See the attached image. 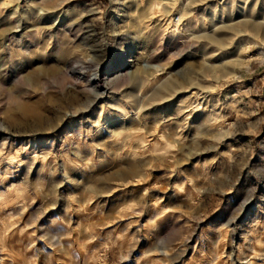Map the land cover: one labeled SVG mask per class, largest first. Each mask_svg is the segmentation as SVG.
Masks as SVG:
<instances>
[{
	"label": "rangeland",
	"instance_id": "rangeland-1",
	"mask_svg": "<svg viewBox=\"0 0 264 264\" xmlns=\"http://www.w3.org/2000/svg\"><path fill=\"white\" fill-rule=\"evenodd\" d=\"M0 264H264V0H0Z\"/></svg>",
	"mask_w": 264,
	"mask_h": 264
},
{
	"label": "bare ground",
	"instance_id": "bare-ground-1",
	"mask_svg": "<svg viewBox=\"0 0 264 264\" xmlns=\"http://www.w3.org/2000/svg\"><path fill=\"white\" fill-rule=\"evenodd\" d=\"M193 1H195V0H192V4H193ZM199 1V0H198ZM161 8V4H156L155 5V8ZM154 8V9H155ZM162 13V12H161ZM180 14H181V17H184L186 14L183 12V11H180ZM175 17H172L171 19H170V21H169V25L170 26H175L176 25V23H175V19H174ZM180 19V18H179ZM180 20H178V22H179ZM181 23H180V25H182V21H180ZM173 32H178V28H176V29H173ZM100 75L99 74H97L96 75V78H95V80L96 81H98V82H100ZM111 80V79H110ZM109 81H108V79H104V82H103V84H101V86L103 87V88H106V86H107V83H108ZM100 86V85H99ZM98 94V93H97ZM101 94V93H100ZM100 94H98V98H101L102 97V95L104 94H102V95H100Z\"/></svg>",
	"mask_w": 264,
	"mask_h": 264
}]
</instances>
